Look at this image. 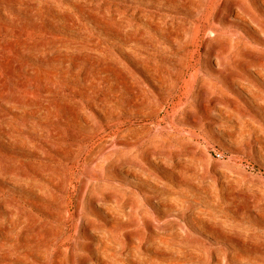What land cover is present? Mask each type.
<instances>
[{"label": "rangeland", "instance_id": "rangeland-1", "mask_svg": "<svg viewBox=\"0 0 264 264\" xmlns=\"http://www.w3.org/2000/svg\"><path fill=\"white\" fill-rule=\"evenodd\" d=\"M0 264H264V0H0Z\"/></svg>", "mask_w": 264, "mask_h": 264}, {"label": "bare ground", "instance_id": "bare-ground-1", "mask_svg": "<svg viewBox=\"0 0 264 264\" xmlns=\"http://www.w3.org/2000/svg\"><path fill=\"white\" fill-rule=\"evenodd\" d=\"M240 3V2H239ZM197 109V108H196ZM195 112V111H194Z\"/></svg>", "mask_w": 264, "mask_h": 264}, {"label": "built area", "instance_id": "built-area-1", "mask_svg": "<svg viewBox=\"0 0 264 264\" xmlns=\"http://www.w3.org/2000/svg\"><path fill=\"white\" fill-rule=\"evenodd\" d=\"M218 156H220V155H218Z\"/></svg>", "mask_w": 264, "mask_h": 264}]
</instances>
